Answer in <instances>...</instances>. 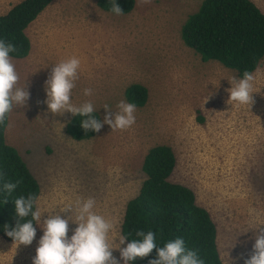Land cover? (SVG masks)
<instances>
[{
  "label": "rangeland",
  "instance_id": "1",
  "mask_svg": "<svg viewBox=\"0 0 264 264\" xmlns=\"http://www.w3.org/2000/svg\"><path fill=\"white\" fill-rule=\"evenodd\" d=\"M21 0H0V14ZM264 12V0H252ZM202 0H135L117 15L97 0H52L26 28L31 47L14 58L19 82L30 97L13 106L5 141L15 147L39 184L43 213L76 219V202L94 197L93 211L113 224L109 243L118 247L126 202L144 179L142 160L156 144L175 154L171 180L189 187L217 228L223 264H245L255 233L264 228V59L252 73L250 105L228 104L236 71L218 61L203 62L180 36L186 18ZM81 61L71 101L92 102L101 121L126 100L125 89L141 84L147 99L136 107L126 130L104 124L94 136L74 140L65 131L73 116L53 114L45 103V81L62 60ZM91 88L92 95H84ZM72 207L61 212L60 209ZM262 224V225H261ZM68 238L78 225L69 220ZM31 245L0 238V264H33L43 228L36 224ZM120 247H126V242ZM112 254L124 264L120 251Z\"/></svg>",
  "mask_w": 264,
  "mask_h": 264
},
{
  "label": "trees",
  "instance_id": "2",
  "mask_svg": "<svg viewBox=\"0 0 264 264\" xmlns=\"http://www.w3.org/2000/svg\"><path fill=\"white\" fill-rule=\"evenodd\" d=\"M51 1L21 0L0 14V39L17 48L10 53L11 57L28 55L31 43L26 28ZM113 3L119 5L123 14L135 7V0H97L98 7L110 13H114ZM180 36L203 62L218 61L242 78L245 71L253 73L264 59V12L252 0H202L182 24ZM125 97L127 102L142 107L147 89L141 84H130L125 89ZM94 114L101 120L97 112ZM8 115L4 125H0V238L14 242L6 234L5 225L9 226L8 230L16 225L15 199L30 194L38 197L40 187L17 149L5 141ZM84 118L73 115L66 123L65 131L72 139L84 140L97 133L82 128ZM175 161L172 148L166 144H156L147 150L141 164L144 179L138 193L126 202L120 234L128 238L126 246L132 239H142L135 235L138 230L153 231L158 247L182 237L186 247L196 250L204 264H223L217 246L216 224L210 213L197 204L189 187L171 180ZM17 180L21 183L11 193L3 189L5 182ZM33 223L35 227L36 221ZM156 258L157 251L153 249L149 256L137 258L130 264H148Z\"/></svg>",
  "mask_w": 264,
  "mask_h": 264
},
{
  "label": "clouds",
  "instance_id": "3",
  "mask_svg": "<svg viewBox=\"0 0 264 264\" xmlns=\"http://www.w3.org/2000/svg\"><path fill=\"white\" fill-rule=\"evenodd\" d=\"M141 3L149 4L151 0H141ZM112 11L117 15L123 14L122 9L116 3L112 4ZM16 51L17 48L13 43L0 39V125H4L14 105L25 107L30 97L27 83L24 87H17L19 74L10 56V53ZM80 64L81 61L78 58L71 57L54 65L45 81L47 94L45 103L48 110L58 115H63L67 111L74 116L85 117L81 121V126L86 132L88 130L99 132L104 124L110 125L112 131L130 128L136 120L134 103L121 100L117 104L118 111H115L114 117L111 108L104 105L107 114L102 121L94 114L97 110L92 102L87 101L79 106L72 103V90L76 86L75 81L79 79ZM253 80V74L248 71L242 74V78L233 77L230 82L232 87L226 90L230 93L227 103L233 105L235 102L251 106L254 103ZM84 95H92V89H84ZM20 183V180L5 182L3 189L11 193ZM37 199L31 194L15 199V213L18 218L16 225L11 230H8L9 226L5 225L6 234L13 238L14 242H18L17 246L20 244L27 246L33 242L36 236L33 221L43 228L44 234L39 240L33 264H120V261L112 254L113 249L120 251L124 264H130L137 258L143 259L149 256L153 249L157 251V258L149 260L148 264H204V260L199 257L196 250L186 247L182 237L167 242L163 247H158L155 242L156 234L151 230L136 231L135 235L142 239H132L126 247H120L128 239L122 235L119 238V246L112 247L109 243V232L114 226L93 211L96 204L94 197L76 202L75 220L71 218L72 216L65 219L59 213L52 214L51 212L42 223L43 213L37 206ZM34 206L35 210H33ZM69 209L73 212L72 207L63 208L60 211L64 212ZM29 216L31 219H25ZM70 219L78 227L69 239L67 233ZM256 229L258 231L255 233L253 251L245 260V264H264V228L259 226Z\"/></svg>",
  "mask_w": 264,
  "mask_h": 264
}]
</instances>
